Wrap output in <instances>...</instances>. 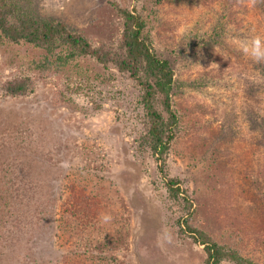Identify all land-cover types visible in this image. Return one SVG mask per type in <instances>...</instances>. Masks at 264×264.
<instances>
[{"label":"rangeland","instance_id":"obj_1","mask_svg":"<svg viewBox=\"0 0 264 264\" xmlns=\"http://www.w3.org/2000/svg\"><path fill=\"white\" fill-rule=\"evenodd\" d=\"M14 1L110 55L118 8L140 14L173 67L178 124L161 174L127 73L90 57L35 70L40 50L0 44V264H205L180 219L264 264V61L240 50L264 39V0ZM23 78L28 91L9 95Z\"/></svg>","mask_w":264,"mask_h":264},{"label":"trees","instance_id":"obj_2","mask_svg":"<svg viewBox=\"0 0 264 264\" xmlns=\"http://www.w3.org/2000/svg\"><path fill=\"white\" fill-rule=\"evenodd\" d=\"M23 11L17 1L0 0V44L40 50L41 57L31 64L35 70L59 71L72 67L75 59L90 57L102 66L111 64L118 72L127 73L140 89V103L148 123V147L155 156L159 171L165 173L164 158L175 139L178 124L177 113L172 107L174 70L169 59L156 55L147 30L148 22L140 14L118 8L123 26L120 40L122 53L110 55L102 48L92 47L83 37L70 33L63 23L34 17ZM5 90L12 96L24 95L28 91V80L23 78L8 82ZM164 179L169 196L174 200L181 198L189 213L192 205L180 189L179 180ZM177 224L184 226L194 241L204 246L205 264H222L225 260L234 264H253L235 252H225V248L193 228L187 220L180 219ZM180 231L184 232L181 228Z\"/></svg>","mask_w":264,"mask_h":264},{"label":"clouds","instance_id":"obj_3","mask_svg":"<svg viewBox=\"0 0 264 264\" xmlns=\"http://www.w3.org/2000/svg\"><path fill=\"white\" fill-rule=\"evenodd\" d=\"M240 50L244 55L252 57L257 62L264 61V39L259 36L254 37L250 41L242 42Z\"/></svg>","mask_w":264,"mask_h":264}]
</instances>
